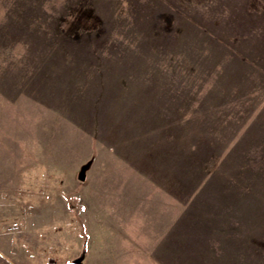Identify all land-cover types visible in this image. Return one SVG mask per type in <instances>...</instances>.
Wrapping results in <instances>:
<instances>
[{
    "label": "rangeland",
    "instance_id": "rangeland-1",
    "mask_svg": "<svg viewBox=\"0 0 264 264\" xmlns=\"http://www.w3.org/2000/svg\"><path fill=\"white\" fill-rule=\"evenodd\" d=\"M0 264H264V0H0Z\"/></svg>",
    "mask_w": 264,
    "mask_h": 264
},
{
    "label": "water",
    "instance_id": "water-1",
    "mask_svg": "<svg viewBox=\"0 0 264 264\" xmlns=\"http://www.w3.org/2000/svg\"><path fill=\"white\" fill-rule=\"evenodd\" d=\"M79 178H83V170L80 172Z\"/></svg>",
    "mask_w": 264,
    "mask_h": 264
}]
</instances>
